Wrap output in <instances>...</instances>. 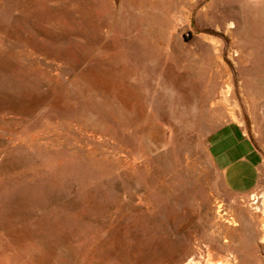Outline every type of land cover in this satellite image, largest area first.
I'll use <instances>...</instances> for the list:
<instances>
[{
  "label": "rangeland",
  "instance_id": "374dc122",
  "mask_svg": "<svg viewBox=\"0 0 264 264\" xmlns=\"http://www.w3.org/2000/svg\"><path fill=\"white\" fill-rule=\"evenodd\" d=\"M263 230L264 0H0V264H264Z\"/></svg>",
  "mask_w": 264,
  "mask_h": 264
},
{
  "label": "crops",
  "instance_id": "0c3cea01",
  "mask_svg": "<svg viewBox=\"0 0 264 264\" xmlns=\"http://www.w3.org/2000/svg\"><path fill=\"white\" fill-rule=\"evenodd\" d=\"M207 152L224 185L237 197H248L259 187L262 157L239 123L226 121L213 130Z\"/></svg>",
  "mask_w": 264,
  "mask_h": 264
},
{
  "label": "built area",
  "instance_id": "2783aa9c",
  "mask_svg": "<svg viewBox=\"0 0 264 264\" xmlns=\"http://www.w3.org/2000/svg\"><path fill=\"white\" fill-rule=\"evenodd\" d=\"M262 193H257L256 191H253L248 195V203L250 206H252L253 209H256L257 211L262 208ZM262 237H264V230L262 231Z\"/></svg>",
  "mask_w": 264,
  "mask_h": 264
},
{
  "label": "bare ground",
  "instance_id": "6f19581e",
  "mask_svg": "<svg viewBox=\"0 0 264 264\" xmlns=\"http://www.w3.org/2000/svg\"><path fill=\"white\" fill-rule=\"evenodd\" d=\"M232 26V24L230 25V27Z\"/></svg>",
  "mask_w": 264,
  "mask_h": 264
}]
</instances>
